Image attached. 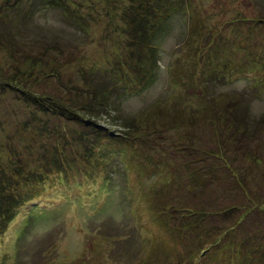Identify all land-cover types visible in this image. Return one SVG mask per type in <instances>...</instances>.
<instances>
[{"label": "rangeland", "instance_id": "374dc122", "mask_svg": "<svg viewBox=\"0 0 264 264\" xmlns=\"http://www.w3.org/2000/svg\"><path fill=\"white\" fill-rule=\"evenodd\" d=\"M56 1L77 9L79 17L48 0H0V13L10 8L8 25L14 26L9 33L0 28V70L13 77L31 69L27 79L34 84L24 85L50 96L68 86L74 89L78 69L87 78L116 82V87L107 85L112 95L107 111L93 119L116 136L100 139L93 152L81 153L88 144L84 138L66 146H72L68 154L72 151L75 162L62 174L53 171L44 179L40 172L28 171L31 176L20 179L14 171L18 164L37 170L47 161V136L35 134L50 118L29 110L20 90L0 86V185L9 196L15 190L23 199L14 222L4 231L0 227V264H264V128L243 149L240 143L223 146L237 156L230 166L218 148L216 157L205 153L203 158L199 149L197 156L190 155V147L205 146L201 133L207 147L216 141V121L198 111V86L212 88L228 80L212 89L222 91L221 101L240 95L245 107L251 103L252 121L264 115V61L253 64L256 57L247 55L254 52L264 60V22L259 21L264 0H165L154 29L165 32L157 41V76L147 89L134 64L137 56L129 55L115 32L130 27L127 18L135 0ZM76 26L87 35L77 37ZM63 36L70 41L66 46L76 45L75 52L38 43L48 39L55 44ZM124 59L128 64L122 68ZM108 110L114 112L108 115ZM30 117L38 119L37 126L23 124ZM119 117L138 122L149 118L146 122L156 128L132 132ZM180 117L186 124L193 121L192 132L173 128ZM71 126L79 129L78 124ZM180 131L182 136L191 133L187 141ZM191 176L204 184L200 190ZM173 196L181 200L168 201ZM170 203L179 215L184 209L197 214V207L215 215L201 221V233L190 227L174 230L177 224L166 217L173 212ZM248 204L256 206L252 218L240 223Z\"/></svg>", "mask_w": 264, "mask_h": 264}, {"label": "trees", "instance_id": "16d2710c", "mask_svg": "<svg viewBox=\"0 0 264 264\" xmlns=\"http://www.w3.org/2000/svg\"><path fill=\"white\" fill-rule=\"evenodd\" d=\"M48 1L56 6L65 5L63 3H59V1L56 0ZM135 2L136 3H133V6H131V18H127V22H131L130 27L122 26L121 32L118 28L115 30V32L120 35L117 38V41L119 43L126 44L125 48L129 55L137 56V61H135L134 64L139 66L138 70L141 75L140 79L144 82V89H147L149 86L152 85V83L155 82L157 76V67L155 65L157 64V59L159 61L158 56L160 55V45L157 44V41L159 38H162L161 34L164 35L165 32L163 31L160 33H156L154 29L156 27V24L158 23V20H160L162 16L161 7L165 4V0H135ZM66 7L71 10L68 6ZM9 9L10 8H7V12L5 13H0V28H2L3 31H6L8 33L13 30L14 27H10L8 25V23L10 22L9 19H11L10 14L8 13L10 11ZM71 11L76 14V17H79L77 9H73ZM259 16H261L262 18L259 21L264 22V14L261 13ZM3 19L4 21L1 22ZM75 30L79 32L76 33L77 37H85L87 35L86 29L82 26H76ZM48 42H50L49 48H55L59 52H64L68 50H72L73 52H75L73 50V47L76 46L75 44L71 46L65 45L69 44L70 42L66 39L65 36H63V39L55 40V44L53 41H50L48 39H38V43L40 44H46ZM225 45L227 47L232 45L231 41L229 43H225ZM202 52L197 53L198 61L201 58ZM251 54L256 57L254 58L255 62H253V64L262 63L264 61L260 60L258 55H256L257 53L250 52L247 55L251 56ZM43 56H45V54H41L40 59H43ZM125 59L119 63L122 65V68L124 67V64H128L127 60L126 63H124ZM31 64L32 62H30V65ZM118 67L119 65H116L114 67V70H119ZM30 70L31 69L19 70L15 72V75H13V77H6L4 75V70H0V86L2 85L8 88L11 87L20 90L22 93L26 94V101L28 103L27 106L29 110H37L38 112H45L48 114L50 119H44L45 121H47V124L44 127L45 129H40V131H37L35 134V138H41L42 133H45L47 136L48 143L45 144L44 147V153L47 155L46 163L38 166L37 170H29L24 167V165L18 164V167H16L14 170L16 174L21 176L20 179H23V176H31V172L28 171L40 172L42 178L47 179V176L50 172L55 171L59 174H62L64 171H66L68 167L70 168L75 162L72 155V151L68 154V149L72 146L68 148H66V146L72 144L74 145L75 142H78L81 138H84L85 140H87L88 144L86 145V147H82L84 151H81V153L93 152L97 147L98 141L100 139H106L109 137L115 138L116 135L114 133L104 129L99 124L94 123L93 119L95 117H100L101 113L107 111L108 108L106 105H108V101H110L108 100V98L112 96L108 94L107 85L113 87V85L115 84L116 87V82L111 83L110 81H107L103 83L101 81L102 77L87 78L85 77L86 74L82 72L81 69H78L77 74L80 79L72 85L75 90L69 88L68 86L65 87V91H63L62 93L58 92L54 93V96H50L49 94H41L39 92L33 93V90L31 89V84H29V88H27L28 86L24 85L26 81L32 82L34 84L31 78L27 79V77H29ZM24 78L26 79L23 80ZM79 81L82 82V86L75 87L77 86V83ZM221 81H219V83L213 84L212 88L207 87V85L198 86V91L195 92L196 98L199 100V104L201 105L202 110L200 111V109H198V111L202 112L203 115L208 114L210 118L215 120L217 123L213 127L214 137L216 138V141H212V147H207L206 144L208 141L206 140L205 135L201 133L202 137H204L205 146L203 148L190 147L193 151L192 152L190 150V155L191 157L194 156L197 153L196 149H199L200 152L203 154V158L205 153L206 155L216 157L215 152L216 148H218L219 151L226 154V165L230 166V164H234L236 162L237 156H230L229 153L225 151V148H223V146H228L230 144L236 146L238 143H240L239 147L243 149L246 145H249L252 141L251 137L257 134L258 132H262L263 129L261 128H264V115H262L259 120L255 118L254 121H252L251 115L248 111L249 107L251 106V103L249 104V106L247 105V107H245L244 97L240 95H228L226 97H222L223 99L221 101L220 96H222L223 94L222 91L219 93L212 91V89H215L216 87H224L228 80H223L222 82ZM92 83L94 84L92 85ZM192 110L194 111V109ZM113 112L114 111L112 110H108V115H111V113ZM156 114L161 113L158 112ZM152 115L154 114H146V117H150ZM119 120L123 124L125 123L124 126L127 130L132 132L133 130H135V128L139 129L140 127L144 126L148 129H150V127H152L153 129L156 128L152 126L154 122H146V120H149V118L142 119V121L140 122H138L137 120L128 121L125 119V117H119ZM180 120V125H175L173 126V128L192 132L190 130V127H194L193 121L191 122V125L186 124L187 121L184 117H180ZM36 123H38V119H32L31 117L28 120L23 121V124H25L26 126L31 125L32 127L37 126L33 125ZM74 123L79 125V129L71 126ZM24 131L17 132L18 139L22 138V134ZM180 134L182 136L183 132L180 131ZM188 134L191 133H185L184 136H182V139L184 141H187ZM90 135H92L93 137L91 140L89 139ZM54 138H57V140L53 141L54 143H51L50 141L54 140ZM124 139L128 140V138L126 137H124ZM183 140H181V144H183ZM197 155L198 153L196 154V156ZM12 163L13 162H11L10 164ZM14 171L12 175L15 174ZM10 180L11 179H9L8 181ZM191 181L198 182L197 191L200 190L201 187H203L204 185L197 178L192 177ZM39 182L43 183L41 180H39ZM4 189L5 188L0 185V227L3 229V231L6 230L9 225L14 222L17 217L19 205L23 201V199H18L14 189H12L14 191L10 193V196L9 193ZM193 190L194 189H191L190 192ZM176 192L177 191H175L174 193ZM245 195L247 199L250 198V194ZM178 200L181 199L175 196L170 197L168 199V201L171 202ZM169 205L173 212L169 215H166V217L167 219H171V222L177 224V228H174V230L178 231H182L183 229H187L188 227H190V229H193L194 231H197L199 233L201 221H205V219L207 218L206 216L210 217L215 215L214 212L211 211H209V213H202L199 207L197 208L200 210V212L197 214H188L184 209L185 212L183 211L182 214L179 215V209L176 208V206L172 203H170ZM248 206L249 208H242V210H249L245 213L246 216L240 215V223L248 222L252 218V209L256 206H251L249 204ZM189 216H192L193 219L190 222L185 221L184 217L187 218ZM167 224L171 225L170 222H167Z\"/></svg>", "mask_w": 264, "mask_h": 264}]
</instances>
